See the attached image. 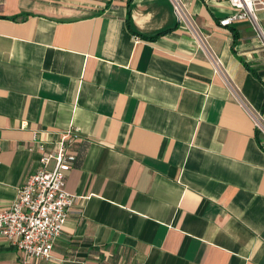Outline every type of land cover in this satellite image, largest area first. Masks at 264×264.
<instances>
[{
    "label": "crops",
    "instance_id": "0c3cea01",
    "mask_svg": "<svg viewBox=\"0 0 264 264\" xmlns=\"http://www.w3.org/2000/svg\"><path fill=\"white\" fill-rule=\"evenodd\" d=\"M130 1L127 25L128 0H0V208L73 127L41 264H264V40L219 24L228 0H182L203 43L171 0ZM0 264H20L1 236Z\"/></svg>",
    "mask_w": 264,
    "mask_h": 264
},
{
    "label": "built area",
    "instance_id": "2783aa9c",
    "mask_svg": "<svg viewBox=\"0 0 264 264\" xmlns=\"http://www.w3.org/2000/svg\"><path fill=\"white\" fill-rule=\"evenodd\" d=\"M171 2L186 30L201 43L205 42L182 0ZM228 2L238 12L220 20L219 24L228 26L233 21L248 18L264 40L254 14L255 10L264 9V0ZM212 62L215 70L220 71L219 59L212 56ZM249 113L256 129L264 136V122L260 116ZM77 139L78 130L69 127L60 135L53 148L40 146L42 156L38 170L17 190L11 204L0 208V236L17 251L20 264H41L51 259L54 243L60 237L69 209L75 201V197L66 190V175L76 160L75 152L68 147ZM51 162L52 168H49Z\"/></svg>",
    "mask_w": 264,
    "mask_h": 264
},
{
    "label": "trees",
    "instance_id": "16d2710c",
    "mask_svg": "<svg viewBox=\"0 0 264 264\" xmlns=\"http://www.w3.org/2000/svg\"><path fill=\"white\" fill-rule=\"evenodd\" d=\"M130 3L131 1L128 0V10H127V19H126V22H127V25H129V22H130ZM256 131V135H259L260 134V131L258 129L255 130Z\"/></svg>",
    "mask_w": 264,
    "mask_h": 264
}]
</instances>
